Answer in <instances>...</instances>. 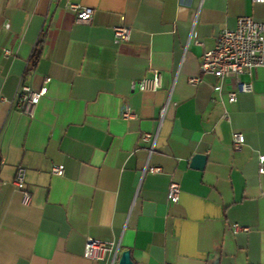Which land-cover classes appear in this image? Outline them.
Listing matches in <instances>:
<instances>
[{
  "label": "crops",
  "instance_id": "crops-1",
  "mask_svg": "<svg viewBox=\"0 0 264 264\" xmlns=\"http://www.w3.org/2000/svg\"><path fill=\"white\" fill-rule=\"evenodd\" d=\"M69 3L92 8L91 20L77 21ZM244 16L264 24V4L0 0V264H112L115 251L84 258L89 238L120 245L119 258L129 251L135 264H264V68L243 76L254 91L236 103L228 81L219 96L218 78L200 69L221 31ZM123 22L131 36L118 43ZM154 70L162 88L140 92ZM21 78L47 89L33 118L14 103ZM145 134L156 136L152 153ZM196 155L207 157L202 170ZM19 166L30 206L13 185ZM171 175L177 204L168 201Z\"/></svg>",
  "mask_w": 264,
  "mask_h": 264
},
{
  "label": "built area",
  "instance_id": "built-area-1",
  "mask_svg": "<svg viewBox=\"0 0 264 264\" xmlns=\"http://www.w3.org/2000/svg\"><path fill=\"white\" fill-rule=\"evenodd\" d=\"M255 4H264V0H252ZM67 10L75 15L77 21L88 23L94 13L92 8L83 7L76 3H69ZM7 28L9 26L7 25ZM115 39L118 43L126 42L130 39L131 28L124 22L114 29ZM6 55L10 51H5ZM258 68H264V24L255 21L252 17H240L234 29H223L216 39V45L211 51L203 54L201 59L200 69L202 73L212 75L218 78L219 85L215 90L221 96L225 82L228 81L231 91L228 95L230 103H236L238 95L251 94L254 91L253 81H243V76L251 75ZM50 82V79H46ZM191 84H198L199 78H192L189 81ZM163 85L162 73L158 70L153 71L150 78H145L139 81L136 86L140 92H158ZM47 89L43 87L40 91L33 90L21 78L19 83L14 103L18 111L30 118H33L36 109L41 99L46 95ZM170 100L166 107L161 110V116L164 117ZM122 117L131 119L133 112L130 107L123 108ZM224 120L229 121V115L226 112ZM142 140L151 144L150 152H153L156 143V136L145 134ZM245 144L243 133L236 132L233 134V148L235 151H240ZM258 171L261 176H264V155L258 157ZM152 174L162 173L159 167H147L145 173ZM52 174L58 177L65 175V168L62 165H54ZM15 189L21 193L23 204L30 206L32 203V193L27 189V169L19 166L16 169L13 181ZM181 185L175 180L174 175H171V180L168 189V201L171 204H177L181 198ZM234 231L248 232V228H242L238 225L234 226ZM114 257L112 264H116L119 259L120 245L111 242H103L94 239H87L84 249V258L90 261H105L109 252H113Z\"/></svg>",
  "mask_w": 264,
  "mask_h": 264
},
{
  "label": "water",
  "instance_id": "water-1",
  "mask_svg": "<svg viewBox=\"0 0 264 264\" xmlns=\"http://www.w3.org/2000/svg\"><path fill=\"white\" fill-rule=\"evenodd\" d=\"M207 161V157L204 155H196L192 160L193 168L198 170H202L205 167ZM118 264H135L133 262L131 253L129 251H125L120 255Z\"/></svg>",
  "mask_w": 264,
  "mask_h": 264
}]
</instances>
